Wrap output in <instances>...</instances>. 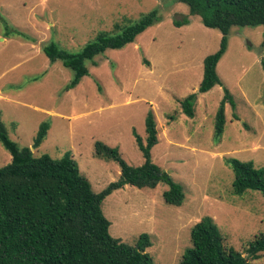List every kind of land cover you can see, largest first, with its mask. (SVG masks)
I'll return each mask as SVG.
<instances>
[{"label":"rangeland","instance_id":"obj_1","mask_svg":"<svg viewBox=\"0 0 264 264\" xmlns=\"http://www.w3.org/2000/svg\"><path fill=\"white\" fill-rule=\"evenodd\" d=\"M153 9L159 20L117 49L86 60L88 73L66 88L73 71L51 61L41 48L51 41L78 52L99 31L120 32ZM188 17L180 26L176 21ZM8 26V30L6 27ZM20 31V34L14 31ZM221 32L203 25L179 0H0V117L8 136L34 155L58 159L69 152L94 192L116 181L119 165L94 155V141L116 146L132 166L143 161L132 130L145 139L144 119L152 108L158 142L152 161L181 183L184 200H163L167 186L131 185L113 190L102 201L109 232L135 247L141 233L154 264H182L191 245L189 231L202 216L217 223L228 249L248 256L246 247L264 233V199L256 190L232 193L233 171L227 158L251 161L264 169V57L262 25L230 28L227 47L216 65L220 84L199 93L194 116L182 112L178 98L198 88L203 58L216 51ZM225 105L219 142L214 115ZM236 116V117H235ZM49 128L41 144L32 143L39 124ZM10 154L0 143V167ZM249 264H264V251Z\"/></svg>","mask_w":264,"mask_h":264},{"label":"trees","instance_id":"obj_2","mask_svg":"<svg viewBox=\"0 0 264 264\" xmlns=\"http://www.w3.org/2000/svg\"><path fill=\"white\" fill-rule=\"evenodd\" d=\"M188 6L190 15H198L204 26L221 32L216 51L203 58V70L198 88L178 98L182 112L194 116V103L199 93L220 84L216 65L227 47V35L232 26L264 28V0H179ZM159 20L153 9L128 25L115 28L120 32L102 30L86 42L78 52H71L51 41L42 46L51 61L59 60L73 71L66 88L74 87L88 73L86 60L131 43L136 36ZM188 17L176 21L180 26ZM8 30V26H5ZM20 34V31L14 28ZM264 73V57L260 58ZM214 115L213 138L219 142L225 124V105L234 108L230 91L223 87ZM236 117V116H235ZM145 139L132 130L143 161L132 166L124 161L116 146L94 141V155L114 160L119 165L116 181L99 192L92 190L89 180L82 176L69 152L54 159L47 153L34 155L20 147L8 134L0 117V143L9 152V163L0 167V264H154L145 251L151 244L148 233H141L135 247L128 246L109 232L110 221L101 205L113 190L128 184L137 188H154L160 182L167 188L162 197L166 203L181 205L184 191L181 183L152 161L151 148L158 142L155 115L149 108L145 119ZM48 121L39 124L32 146L37 148L47 134ZM233 171L232 193L242 194L251 189L264 199V169L251 161L227 158ZM191 245L185 250L182 264H249L264 251V233L246 247L248 256L224 246L219 227L210 215L202 216L189 231Z\"/></svg>","mask_w":264,"mask_h":264}]
</instances>
